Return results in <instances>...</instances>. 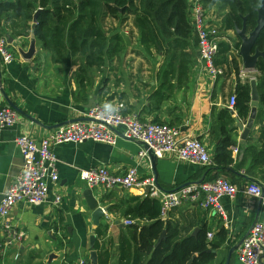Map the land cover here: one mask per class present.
I'll return each instance as SVG.
<instances>
[{
  "label": "crops",
  "instance_id": "obj_1",
  "mask_svg": "<svg viewBox=\"0 0 264 264\" xmlns=\"http://www.w3.org/2000/svg\"><path fill=\"white\" fill-rule=\"evenodd\" d=\"M4 1L7 0H0ZM190 3L191 0L189 5ZM205 9L206 22L220 29L227 11L222 12L219 6ZM38 10H42L40 5L37 6ZM8 15L0 22V37H10L13 40L10 45L15 61L5 66L0 59V109L4 106L12 107L19 114V120L15 126L0 130V203L23 164L15 139L24 135L41 139L68 125L66 123L69 121L85 118L87 105L93 97L97 98L96 103L99 105L115 107L123 104L124 113L135 114L143 122L178 127L182 133L202 141L212 157L223 136L218 128L222 111L230 112L235 120L233 127L237 130L232 135L236 142L231 148L233 164L223 170L194 165L175 156L155 161L150 156L142 159L140 152L144 146L123 137H119L116 146L93 141L57 146L54 152L58 159L59 182L51 184L49 200L45 204H20L15 208L10 222L16 225L17 235L9 236L5 231L0 232V264H77L80 260L98 264V254L94 249L97 240L110 251V264H119L120 240L130 227L124 221L130 218L124 217L121 211L112 212L111 208L121 201L136 197L143 200L147 197L136 189H92L93 197L100 202V206L109 209L104 218L96 220L91 208L92 197L87 193L89 188L80 179V172L83 170L107 167L115 174H124L131 167H136L141 178H157L159 187L164 191H173L191 183L212 181L219 177L227 179L240 190L252 183L264 187V158L261 155L264 149V113L263 123L262 120H257L260 100L254 127L243 140L238 124H246L248 120L238 119L237 112L230 108V99L233 95L236 96L239 76L233 65L229 70L226 68L225 75L216 80L205 75L195 35L193 48L196 58L189 81L178 87L167 100L161 101L155 99L153 94L160 87L158 73L164 56L154 50L150 56L138 43L139 33L134 18L127 20L129 24L112 17L105 19L104 29L107 32H121L127 49L119 59L112 63L107 61L101 69H96L87 68L81 57L74 58L70 53L65 63L55 62L53 55L42 48L34 35L35 15L32 21L16 17L14 13ZM107 22L112 24L110 28L106 27ZM220 35V43L234 45L241 42L236 31H224ZM33 40L36 54L31 60H26L21 54L30 49ZM238 54L240 49L232 56H235L240 72L254 73L258 84L261 73L257 68L247 70ZM81 66L87 69L88 80L84 87H81L76 76ZM240 78L243 84L250 83L251 87L249 79ZM83 89L88 94L87 101L79 93ZM233 148H237L238 153ZM57 195L63 197V203L58 207L53 204ZM222 204L226 219L213 210L188 204L174 209L166 220H162L179 224L189 230L192 236L197 235H194L196 229L200 232L205 228L207 233L214 234V241L219 240L218 235L224 230L227 233L225 243L216 251L212 264H227L229 257V264H240L237 260L238 249L253 226L264 223V207L259 200L242 192L233 200L223 198ZM125 209L126 207L123 210ZM133 221V224L140 227L151 224L147 220ZM101 225H108L109 228L106 235L99 238L96 232ZM20 233L24 234L22 238L18 237ZM92 236L96 237L94 244ZM234 248L235 252L230 256Z\"/></svg>",
  "mask_w": 264,
  "mask_h": 264
},
{
  "label": "trees",
  "instance_id": "obj_2",
  "mask_svg": "<svg viewBox=\"0 0 264 264\" xmlns=\"http://www.w3.org/2000/svg\"><path fill=\"white\" fill-rule=\"evenodd\" d=\"M7 0L0 2V22L9 13L26 20H33L37 3L42 8L37 14L34 35L45 51L53 55V60L65 63L70 53L72 57H81L87 68L101 69L106 62L112 63L126 52L124 35L119 31L104 29L103 22L112 17L126 22L134 18L139 33L138 43L152 56L153 50L164 56L163 65L158 73L161 80L159 89L153 97L167 100L178 88L187 84L190 71L195 63L196 52L193 48L194 28L189 13V0ZM205 8L219 6L227 11L222 21L220 32L242 29L246 18L247 32L251 33L258 25V9L262 0H202ZM241 42L234 45L221 42L216 65H231L237 74L236 105L238 119L247 121L251 113L250 83L243 84L240 78L239 64L233 53L239 52ZM264 52V27L262 28L253 53ZM240 58V54H238ZM261 73L257 88L260 92V112L257 120H262L264 113V58L257 64ZM81 87L88 80L87 69L80 67L76 73ZM104 90L102 91V93ZM87 101L88 94L79 91ZM159 97V98H158ZM222 139L213 157L212 168L223 170L233 164L231 148L236 145L233 134L235 120L230 112L224 110L218 119ZM263 123V120L261 121ZM157 123V122H156ZM264 139V123L262 125ZM250 152L252 149L249 150ZM264 158V149L261 151ZM209 167V168H211ZM124 207H126L125 210ZM112 212L121 211L131 220H147L151 224L140 227L131 225L127 234L123 233L119 245V264H187L194 256L192 264H212L216 252L225 243L227 233L222 230L217 241H209L207 229L203 228L196 236L179 224L163 221L160 218L161 205L152 198H133L121 201L111 208ZM108 225H101L97 235H106ZM165 232L166 237L159 245L158 241ZM98 254V264H110V251L97 240L94 247ZM232 258V262L234 260ZM84 264H91L85 260Z\"/></svg>",
  "mask_w": 264,
  "mask_h": 264
},
{
  "label": "built area",
  "instance_id": "obj_3",
  "mask_svg": "<svg viewBox=\"0 0 264 264\" xmlns=\"http://www.w3.org/2000/svg\"><path fill=\"white\" fill-rule=\"evenodd\" d=\"M202 0H191L189 5L191 24L197 40V48L202 70L209 78L216 80L224 76L226 67L217 66L220 31L215 25L206 22V9ZM0 59L5 66L15 61L14 51L7 38L0 37ZM247 72H240L245 79ZM256 80L255 77L249 81ZM236 96L230 99V108L234 109ZM89 121H76L60 127L41 139L29 135L17 137L15 145L22 157V168L9 185L4 199L0 203V232L16 236V225L10 222L15 208L20 204L40 206L48 202L51 184L59 182L58 159L54 152L57 146L64 144H82L101 142L116 146L119 137L135 141L144 146L140 152L142 159L152 153L157 159L175 156L179 160L194 165L211 167L214 165L207 146L197 138L182 133L178 127L154 122H143L135 114L124 113V105L115 107L99 105L88 109L84 115ZM19 114L10 106L0 109V130L17 124ZM238 153L237 148H233ZM80 179L89 189L100 188L104 191L115 189H136L145 197L156 199L161 205L160 217L166 220L169 213L188 204H196L205 210H213L226 219L223 198L235 199L239 193L257 199L264 207V187L252 183L243 190L230 181L219 177L212 181L191 183L173 191L162 190L156 179L151 176L141 178L136 167H131L124 174H115L107 167H96L80 172ZM63 203L62 195L54 197L53 204L58 207ZM134 221L127 219L126 226ZM23 233L18 235L19 238ZM208 239L214 238L208 233ZM264 258V223H256L244 239L237 252L240 264H262ZM80 260L77 264H84Z\"/></svg>",
  "mask_w": 264,
  "mask_h": 264
},
{
  "label": "water",
  "instance_id": "obj_4",
  "mask_svg": "<svg viewBox=\"0 0 264 264\" xmlns=\"http://www.w3.org/2000/svg\"><path fill=\"white\" fill-rule=\"evenodd\" d=\"M38 10L34 16V27L36 26L37 23V14L39 13ZM258 25L255 28V30L251 33L247 32V26H246V18H244V25L242 29H237V35L240 37L241 39V45H240V56L242 57L243 60V64L244 67L247 70H254L257 67L258 61L260 60V58H264V52L261 51H256L255 53H253V48L255 46L256 40L262 30V28L264 27V0H262V6L261 8L258 9ZM9 43L12 44L13 40L9 37ZM36 54V45H35V41H32L31 47L30 49L25 52L22 53V57L26 60H31ZM251 88H252V102H251V113H250V117L248 119V121L246 122V124L243 123H239L238 127L240 129V131L242 132V139L245 140L248 135L250 134V132L252 131L256 118H257V113H258V108H259V92L257 89V82L256 80L251 81ZM96 97H93L92 99H90L89 104L87 105L88 109L94 108L97 106L96 103ZM232 112H234L233 110H231ZM90 119L88 118H83V119H79V120H72L69 121L66 124H70L76 121H89ZM154 161L157 159L152 153H150L149 155ZM157 181V178H155ZM158 183V182H157ZM117 191H121V189H116ZM87 193L92 197V204H91V208L92 211L94 212V218L96 220L102 219L105 217L106 213H108L109 209L107 207H101L100 206V202L95 199L93 197V190L89 189L87 190ZM4 199V196L2 197V200ZM199 229H196L194 232V235L198 234ZM166 237L165 232L162 233L158 244L159 245L161 243L162 240H164ZM92 243L94 244L96 241V237L92 236L91 238ZM235 252V248L232 249V251L230 252V256ZM216 253V252H214ZM230 258L227 261V264H229L230 262ZM195 259V256L187 263V264H192L193 261Z\"/></svg>",
  "mask_w": 264,
  "mask_h": 264
},
{
  "label": "rangeland",
  "instance_id": "obj_5",
  "mask_svg": "<svg viewBox=\"0 0 264 264\" xmlns=\"http://www.w3.org/2000/svg\"><path fill=\"white\" fill-rule=\"evenodd\" d=\"M29 1H32V3L33 4H35L37 1H35V0H29ZM74 2H76V1H78V0H73ZM36 6H38V3H37V5ZM29 20V19H28ZM29 21H31V20H29ZM125 24H129V21H127ZM106 27H108V28H110L109 26H111L112 24H110L109 22H107L106 24ZM129 27V26H128ZM255 75H254V73H247L246 75H245V80H248V79H250V78H252V77H254Z\"/></svg>",
  "mask_w": 264,
  "mask_h": 264
}]
</instances>
